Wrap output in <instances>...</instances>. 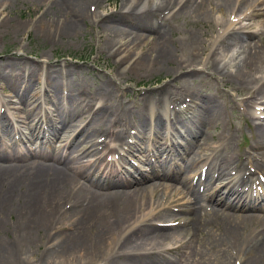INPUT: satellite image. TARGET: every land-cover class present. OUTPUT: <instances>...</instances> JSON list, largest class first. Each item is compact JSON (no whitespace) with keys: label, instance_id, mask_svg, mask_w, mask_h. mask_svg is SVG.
<instances>
[{"label":"bare ground","instance_id":"6f19581e","mask_svg":"<svg viewBox=\"0 0 264 264\" xmlns=\"http://www.w3.org/2000/svg\"><path fill=\"white\" fill-rule=\"evenodd\" d=\"M7 1L0 0V15ZM90 1L101 2L52 0L48 4L49 0H33L48 7L34 18L35 23L39 28L45 26L52 34L76 33L91 20ZM129 1L133 0H125L120 10L98 15L99 19L91 22L98 28L95 34L100 45L113 54L125 52L128 47H147L137 52L128 68L148 75L164 73L171 78L162 87L139 92L140 98L130 107L117 98L116 90L110 85L101 84L94 93L85 95L83 88L65 91L63 85L60 88L53 77L47 76L46 86L50 91L61 93L56 90H62V99H67L77 110L87 111L90 120L86 124L82 120L71 123L70 126H80L78 140L68 136L64 145L55 147L53 138L67 122L73 121L74 114L68 112L63 102L61 108L53 103L55 110L47 112L45 125H37L38 119L29 135L15 128L16 132L20 131L21 139L11 148L0 145V264H175V254L183 252L186 264H230L233 256L240 264H264V189L258 187L264 183L256 182L259 179L253 175L264 172V150L237 157L236 162L227 152L217 151L216 157L209 160L208 156L202 158L198 145L185 151L187 139L181 144L171 139L175 149L163 146L160 153L153 155L156 162L175 159L178 170L161 168L149 176L138 171L136 178L128 171L122 172L124 164L98 165L105 156L99 151L107 147L104 136L122 143L128 135L129 143H136L148 133L163 132V126L171 127L181 137V129L189 137H195L199 130L215 128L225 109L215 93L202 95L203 87L199 86V92L195 86L196 76L202 72L218 83L245 87L248 96L239 106L250 117L253 118L250 109L256 104L262 105L264 112V89H258L262 77L256 74L264 65V54L256 41L247 40L253 34H262L249 28L258 23L262 30L264 18L260 15L264 14V0H239L236 9L233 0H160L144 9L139 8L141 1L137 0L132 8L123 10ZM208 5L216 7L220 17L209 11ZM174 6L177 9L170 13ZM245 7L244 11H249L234 20L232 16L243 13L240 9ZM178 17L201 26L202 30L191 26L173 38L170 33L176 28L169 22ZM245 17L254 22L243 23ZM5 21L14 22L12 30L26 28L11 18L1 19V23ZM139 30L154 33L150 36ZM209 43L238 50V60L232 69L217 66L216 50L202 58ZM232 58L227 65H231ZM199 64L204 65V70ZM13 67L17 64H0V80H8L15 87L13 77H16L28 90L33 71L20 73ZM173 81L176 90L168 87L169 83L173 86ZM40 90L31 89L28 95L13 97L12 101L20 99L27 115L32 117L39 109L40 93L45 92ZM50 101L53 102L51 98ZM95 102L97 107H93ZM5 103L1 99L0 104ZM55 103L60 105L58 100ZM168 103L171 114L163 110V105L168 107ZM153 104L155 110H151ZM183 104L182 109H175ZM193 107L197 115L190 124L177 116ZM0 110V125H10L8 111L2 107ZM60 114L64 115L60 117ZM254 117L264 120V116ZM118 125L121 127L116 128ZM129 126L135 128V134L127 132ZM255 129L252 147L262 149L264 122H257ZM223 139L219 136L218 140ZM217 147L218 144L212 150ZM148 156L143 151L140 160L153 163ZM177 158H182V164ZM39 159L51 162L43 163ZM190 168L199 173L205 170L203 188L202 182L194 184L188 176L179 175ZM80 179L85 182L81 183ZM246 183L251 192L255 186L254 194L242 189ZM160 187L163 192L175 189L169 202L182 207L180 216L165 215L163 205L150 207L145 191L153 196ZM144 209L147 211L142 213ZM152 217L159 221L153 222ZM35 249L39 254H35Z\"/></svg>","mask_w":264,"mask_h":264},{"label":"rangeland","instance_id":"374dc122","mask_svg":"<svg viewBox=\"0 0 264 264\" xmlns=\"http://www.w3.org/2000/svg\"><path fill=\"white\" fill-rule=\"evenodd\" d=\"M51 1L52 0H49L48 4ZM124 1L125 0H101L99 4H93L91 1L89 4L88 2V8L92 13L91 20L85 22L84 25L82 24L81 29L73 34H59L57 31L56 33L52 34L51 31L44 29L46 28L45 26H41L40 28L38 27V24L35 23L34 18L40 16L41 12L46 11L48 9L47 6L44 8L43 5L41 6V4L38 5L37 3H34L33 0L7 1L5 7L6 9L3 10L0 15V64L12 62L17 64V67H13L14 71L20 73L33 71L34 75L28 90L20 85L22 81L16 77H13V80L17 84L15 87H12L8 80H0V101L2 99L6 102L3 105L0 104V107L5 108L6 111L10 113V118L13 122L17 123L21 127L22 131L27 133L30 129L34 130L35 127L33 125V121L27 117L25 110L19 109H25L24 104L20 103V99L17 100L18 103L12 102L11 99L20 95H28L31 89L32 91H39L40 89L41 92L45 91L42 93H45L46 96L40 93L42 95V103L38 104L39 109L37 110V114L39 116L44 115L49 110L55 108L54 104L61 108V103L63 102L64 106L75 116L72 121L73 124L78 123L79 120H83V124H85L90 119V115H88L87 111L77 110L74 108V106L69 105L67 99H62V90H56V92L61 91V93L50 91V89L46 86L48 75L49 77H53L57 83L60 84V88L61 85H63L66 88L65 91H71V89L81 87L84 89L85 95L86 93H89V95L90 93H94L97 87L101 84H106L108 86L110 85L114 90H116L115 92L117 94V98L129 106L133 105L134 99L139 98V92L149 91L156 87H162L166 82H168L171 76H167L164 73L148 75L147 73L136 72L135 70L128 68L130 62L134 63L137 52L146 50L147 47H128L129 49H127L125 52L119 51L116 54H113L110 49L100 45L99 38L95 34L97 33L98 28L96 25L93 26L91 22L98 20L99 17L105 14L120 10L121 4ZM140 1L141 4L139 8L144 9L151 5L154 6L160 0ZM136 2L137 0L127 2L124 5L125 7L123 6V10L132 8ZM238 5L239 0L232 1V6L234 9H236ZM209 7L211 10H209ZM176 9L177 6H174V9H172L170 13H173ZM246 9L247 7L240 9V11H244ZM208 10L214 12L216 16L220 17V13L217 11L216 7L208 5ZM247 11H244L243 13H237V15H233L232 18L234 20L238 19ZM165 14H168V11ZM49 16L50 14L48 17ZM2 18L6 20H10L11 18L16 23L26 26V28L24 27L18 30H12V23L14 22L5 21L1 23ZM260 18H264V14L260 15ZM242 22L252 23L254 21L245 17ZM255 22L257 21L255 20ZM4 23L7 25H2ZM169 24L171 27L176 28L175 31L172 30L170 33L173 38H176L180 35L181 31L184 29H189L191 26H195L197 29L202 30L201 26L186 22L183 17L172 18ZM157 26L158 25L156 24L154 29H157ZM261 26V24L255 23L254 28L250 27V31H260L262 34H253L249 36L247 40L256 41L257 44L262 48V52L264 54V26L262 30ZM163 27L166 26L164 25ZM153 30H139V32L144 31L145 35L151 34L150 36H152L154 33ZM227 49V47L221 46L219 44L210 46L209 43L206 53L202 55V58L206 59L207 56H210L212 52L216 50L217 55L215 56V59L217 60V66L220 68L226 67L227 69H232V66H234L238 60V50L233 47H230L228 50ZM231 58L232 62L229 66L227 63ZM209 65L210 63H208V66ZM198 67L204 70L203 64H199ZM256 74L262 77L258 89H264V65L262 66L261 71ZM35 80H37V82L33 84ZM195 80V86L199 89V92L201 91L199 86H202L203 90H205L201 91L202 95L216 94L215 97L224 107L225 112L223 117L217 121V126L213 129H210L209 131L199 130V133L195 137H189L184 132L188 141L185 151L195 149V147L198 145L200 147L199 150H201L202 158L208 156V159L210 160L215 158L216 154L218 153L227 152L233 156V159L236 162L237 157L240 158L243 155L247 156L250 153L258 154L261 150H264V148L255 149L252 147L253 140L256 138L255 124L257 122H264V120L259 121L256 118L250 117V115L246 114L244 108H240L239 106L246 96H248L246 88H237L234 85L218 83L216 80L209 78L207 74L203 72L201 75L196 76ZM174 84L176 85V82L173 81V86L169 83L168 87L172 90H176ZM17 90H19L18 93ZM48 93L51 95H48ZM15 94H17V96ZM50 98L53 100V102L50 101ZM57 100L60 104L59 106L55 103ZM97 105L98 103L95 102L93 107H97ZM182 106H184V104L176 106L175 109H182ZM153 107L154 104L152 105L151 110L156 109V105L155 108ZM261 110V105H255L254 108L250 109V112L255 116H264V112H260ZM171 112L172 110L170 107V109L167 111V114H170ZM196 115L197 109L195 107L191 108L189 112L183 110L181 114H177L178 117H183L182 119H184L186 122L189 121V124L192 117ZM165 127L166 126L162 127L164 132L163 134L158 133V137L161 136L162 138H169L171 140V138L174 137L172 136L173 129L171 127ZM12 128V124L3 125L0 127L1 146L12 147L15 144L17 137L12 136ZM79 128L80 127L75 125L70 126V122H68L66 127L61 131L60 136L54 139L53 145L57 147L59 144H65L66 140H63L65 138L63 135H69V138H72L71 133L74 132L75 134ZM129 129L131 130L132 127L128 128L127 131ZM219 136L224 137L222 142L218 140ZM150 141H152V139H150ZM150 141L147 140V142ZM109 142L111 146L114 144L112 141ZM217 144L219 147H217L215 150H212V147H215ZM116 145L121 147L119 144ZM139 148V146H135L130 149L128 153H132L134 150ZM158 149L159 147L157 145L154 150L156 151ZM43 161L46 163L51 162L49 159ZM182 162L183 160L180 159L181 164ZM192 169H188L187 174L189 173L190 179L192 182H195L196 179L200 177V175L198 174L199 171H197L195 174ZM249 172H253V169L250 167ZM183 173L184 172L181 171L179 172V175L182 176ZM145 174H148V172ZM261 174H263L262 177L259 173H253V175H256V178L260 177V179L263 178L264 172ZM80 182L82 183L85 181L80 179ZM256 182H258V180H256ZM258 187L263 188V185H259ZM172 193L173 190H168L165 194L162 193V190H159L155 195L152 196L151 200L148 191H145L144 196L146 199L150 200L151 205L153 201L157 200L160 202L164 198L170 197ZM171 207H173L172 212L171 210H166L165 212L176 214L177 212L175 207L173 205ZM144 210L142 213H144ZM194 246L199 247L198 244H194ZM34 252L35 254H39V250L37 249H35ZM176 257L177 259L175 264H186L184 261V254L179 253ZM230 264H240V262L237 260L236 256H233L230 260Z\"/></svg>","mask_w":264,"mask_h":264}]
</instances>
